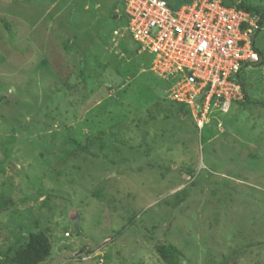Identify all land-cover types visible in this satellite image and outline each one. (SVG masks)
<instances>
[{"label":"rangeland","instance_id":"rangeland-1","mask_svg":"<svg viewBox=\"0 0 264 264\" xmlns=\"http://www.w3.org/2000/svg\"><path fill=\"white\" fill-rule=\"evenodd\" d=\"M123 9L0 0V262L41 232L39 264H167L163 244L175 264H264V22L243 101L197 130L152 56L113 37Z\"/></svg>","mask_w":264,"mask_h":264},{"label":"built area","instance_id":"built-area-1","mask_svg":"<svg viewBox=\"0 0 264 264\" xmlns=\"http://www.w3.org/2000/svg\"><path fill=\"white\" fill-rule=\"evenodd\" d=\"M122 2L127 23L113 37L128 35L139 54L152 56L150 71L168 82L170 99L188 109L197 130L213 111L225 114L243 101L239 74L261 61L258 14L221 0H190L175 10L165 0Z\"/></svg>","mask_w":264,"mask_h":264},{"label":"trees","instance_id":"trees-1","mask_svg":"<svg viewBox=\"0 0 264 264\" xmlns=\"http://www.w3.org/2000/svg\"><path fill=\"white\" fill-rule=\"evenodd\" d=\"M184 3H188V0H179L176 5L180 6ZM223 4L226 5L229 3L223 2ZM238 7L245 9L249 12L258 14L261 18L259 24L260 25L263 24L264 22L263 8L260 9L257 8L256 6L251 7L242 3H239ZM243 92L245 95L244 90ZM72 143H74L73 140ZM74 144L79 147V144H77L76 142ZM50 250H51V246L49 243V239L45 233H41V232L30 233L28 235V239L23 249L17 251L14 254L13 258H11L10 260L9 259L6 260H9V263L12 264H39L43 262L50 255ZM156 252L159 254V256L162 259H164V261L167 264H175L177 262V258L179 257L177 251L170 245H165V244L160 245L157 247ZM0 264L2 263L0 262Z\"/></svg>","mask_w":264,"mask_h":264},{"label":"water","instance_id":"water-1","mask_svg":"<svg viewBox=\"0 0 264 264\" xmlns=\"http://www.w3.org/2000/svg\"><path fill=\"white\" fill-rule=\"evenodd\" d=\"M77 222H78V219L75 218V219L73 220V228H74V231H76V233L79 232Z\"/></svg>","mask_w":264,"mask_h":264}]
</instances>
